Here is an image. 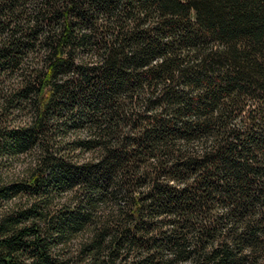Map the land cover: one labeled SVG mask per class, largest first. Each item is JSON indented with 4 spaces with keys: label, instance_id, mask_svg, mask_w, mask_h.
Wrapping results in <instances>:
<instances>
[{
    "label": "trees",
    "instance_id": "trees-1",
    "mask_svg": "<svg viewBox=\"0 0 264 264\" xmlns=\"http://www.w3.org/2000/svg\"><path fill=\"white\" fill-rule=\"evenodd\" d=\"M0 264H264V0H0Z\"/></svg>",
    "mask_w": 264,
    "mask_h": 264
}]
</instances>
